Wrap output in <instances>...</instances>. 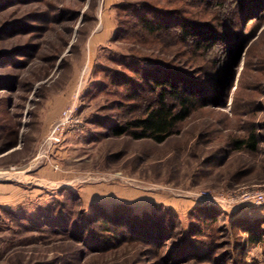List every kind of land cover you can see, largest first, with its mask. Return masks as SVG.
Segmentation results:
<instances>
[{"label":"rangeland","instance_id":"obj_1","mask_svg":"<svg viewBox=\"0 0 264 264\" xmlns=\"http://www.w3.org/2000/svg\"><path fill=\"white\" fill-rule=\"evenodd\" d=\"M151 77L188 87L190 116L162 143L115 136ZM71 107L81 130L50 145ZM242 191L264 193V0H0V264H264Z\"/></svg>","mask_w":264,"mask_h":264},{"label":"trees","instance_id":"obj_2","mask_svg":"<svg viewBox=\"0 0 264 264\" xmlns=\"http://www.w3.org/2000/svg\"><path fill=\"white\" fill-rule=\"evenodd\" d=\"M141 28L149 34L155 32H164L168 30V26L163 23H153L152 20L140 17ZM179 39L183 43L199 44L200 47L205 43V50L214 46L217 36L212 31H206L201 26L190 25V23L183 21L178 25ZM116 30L113 33L116 36ZM230 51V50H229ZM123 85H127L129 79L123 77ZM154 87L159 89L157 96L152 100H143L145 108L142 113L136 117L130 116L123 124L113 131L115 136L129 135L133 139H150L156 143H162L167 138L176 133V130L183 121H185L191 114L196 97L191 93L186 86L177 85L172 79H161L151 77ZM194 98V99H193ZM139 108V105L136 106ZM135 108V107H134ZM238 143V142H237ZM242 144L241 142H239ZM251 149L255 148L254 139L248 145ZM119 209V208H118ZM116 214L118 210L115 211ZM121 214V213H118ZM119 225V224H117ZM104 228H108L103 224ZM82 233H88L97 237L94 230L84 229ZM109 231V230H108ZM113 237L122 236L121 232L114 231ZM249 240L254 243L255 235H250ZM99 239V238H97Z\"/></svg>","mask_w":264,"mask_h":264},{"label":"built area","instance_id":"obj_3","mask_svg":"<svg viewBox=\"0 0 264 264\" xmlns=\"http://www.w3.org/2000/svg\"><path fill=\"white\" fill-rule=\"evenodd\" d=\"M83 118L74 108L63 110L57 121L52 125L47 141L50 145H60L66 135L75 134L82 128ZM237 199L243 203L257 204L264 203V193L259 191H242Z\"/></svg>","mask_w":264,"mask_h":264},{"label":"crops","instance_id":"obj_4","mask_svg":"<svg viewBox=\"0 0 264 264\" xmlns=\"http://www.w3.org/2000/svg\"><path fill=\"white\" fill-rule=\"evenodd\" d=\"M109 32L112 33L111 31H109ZM110 33H108V35H109ZM110 35H111V34H110ZM100 36H101V35H100ZM102 36H107V35H102ZM95 40H99L98 35H96Z\"/></svg>","mask_w":264,"mask_h":264}]
</instances>
